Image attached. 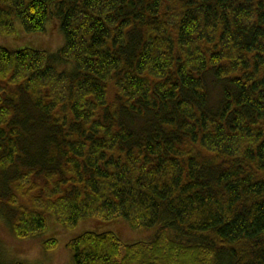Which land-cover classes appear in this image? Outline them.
I'll return each instance as SVG.
<instances>
[{
    "label": "trees",
    "instance_id": "16d2710c",
    "mask_svg": "<svg viewBox=\"0 0 264 264\" xmlns=\"http://www.w3.org/2000/svg\"><path fill=\"white\" fill-rule=\"evenodd\" d=\"M49 23L55 54L0 47V170L24 159L31 200H9L15 237L94 221L149 239L85 232L72 264H264V0H0V37ZM14 89L46 125L25 156Z\"/></svg>",
    "mask_w": 264,
    "mask_h": 264
},
{
    "label": "rangeland",
    "instance_id": "374dc122",
    "mask_svg": "<svg viewBox=\"0 0 264 264\" xmlns=\"http://www.w3.org/2000/svg\"><path fill=\"white\" fill-rule=\"evenodd\" d=\"M16 31V36L14 37H0V47L12 50L35 48L49 52L50 54H55L64 44L63 35L57 31V26L53 23H49L47 26V33L41 35L27 36L20 27L17 28ZM66 69L68 68H65V70ZM215 93H217V90L213 93V97L215 96ZM12 94L13 96L8 98V102L11 103L10 106L14 110L15 116H17L15 122H31L34 132L38 131L36 133L37 135L33 137L32 140L29 138L30 136H33V134H30L29 137L25 134L26 143L22 153V155L25 156L27 139L29 142L31 141V147L36 148L38 142L39 145L40 142H43L42 139L45 136L44 131L46 125L41 124L40 126L33 127L34 121L37 122L35 126L40 124L37 119L41 115L34 109L28 96L22 91L14 89L12 90ZM109 98L110 102L115 100L113 91H110ZM22 141H24V139ZM44 143H46V137L44 138ZM41 148L44 150L45 147ZM47 156H49V154H47ZM42 161L43 160H40V163L34 165L39 166L45 171L48 167L46 164H43ZM23 162L24 159L19 158L17 160V173L15 170H9L7 172L0 170V264H72L71 253L66 249V244L85 232L103 233L111 231L115 233L123 243L147 241L149 239L148 233L139 231L133 232L126 226L115 227L99 224L94 221H86L79 224L74 230L68 231L56 226L53 220L47 221V230L38 237L26 239L16 238L11 224L14 221V218L17 217L18 210L16 207L9 204V200L11 197L17 196V201L21 207H29L31 204V200L21 198L15 191V176L27 169ZM44 171L38 174L37 177L35 176L36 181L42 182L44 180ZM51 240H55L57 246L49 247V249H47L46 246Z\"/></svg>",
    "mask_w": 264,
    "mask_h": 264
}]
</instances>
